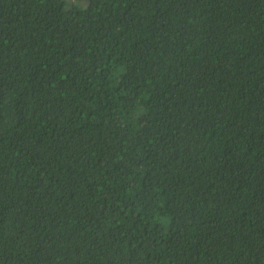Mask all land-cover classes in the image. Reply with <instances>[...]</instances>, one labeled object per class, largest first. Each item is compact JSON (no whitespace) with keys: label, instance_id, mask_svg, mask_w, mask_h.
I'll use <instances>...</instances> for the list:
<instances>
[{"label":"trees","instance_id":"16d2710c","mask_svg":"<svg viewBox=\"0 0 264 264\" xmlns=\"http://www.w3.org/2000/svg\"><path fill=\"white\" fill-rule=\"evenodd\" d=\"M0 264H264V0H0Z\"/></svg>","mask_w":264,"mask_h":264}]
</instances>
